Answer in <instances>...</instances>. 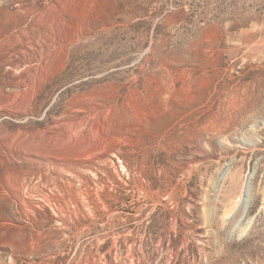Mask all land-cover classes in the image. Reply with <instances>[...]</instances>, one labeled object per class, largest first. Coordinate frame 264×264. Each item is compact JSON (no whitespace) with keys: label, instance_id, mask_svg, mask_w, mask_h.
Returning <instances> with one entry per match:
<instances>
[{"label":"rangeland","instance_id":"374dc122","mask_svg":"<svg viewBox=\"0 0 264 264\" xmlns=\"http://www.w3.org/2000/svg\"><path fill=\"white\" fill-rule=\"evenodd\" d=\"M0 264H264V0H0Z\"/></svg>","mask_w":264,"mask_h":264}]
</instances>
